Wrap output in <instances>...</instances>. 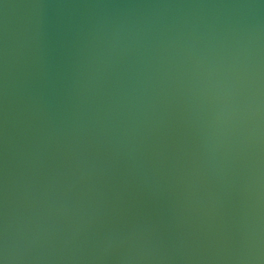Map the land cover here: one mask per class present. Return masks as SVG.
<instances>
[{"label":"water","instance_id":"1","mask_svg":"<svg viewBox=\"0 0 264 264\" xmlns=\"http://www.w3.org/2000/svg\"><path fill=\"white\" fill-rule=\"evenodd\" d=\"M0 264H264V0H0Z\"/></svg>","mask_w":264,"mask_h":264}]
</instances>
